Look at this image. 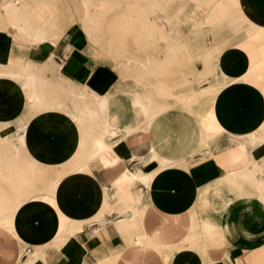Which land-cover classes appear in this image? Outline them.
I'll use <instances>...</instances> for the list:
<instances>
[{"label": "crops", "instance_id": "1", "mask_svg": "<svg viewBox=\"0 0 264 264\" xmlns=\"http://www.w3.org/2000/svg\"><path fill=\"white\" fill-rule=\"evenodd\" d=\"M239 5L264 28V0ZM99 34L79 25L57 42L0 36V63L20 75L0 76V92L8 90L0 93V123L18 129L36 191L0 221V264H19L25 246H34L27 255L39 253L35 264H264V139L251 136L264 131V74L184 110L145 89L162 81L144 69L139 49L137 62L97 60ZM221 65L239 79L250 61L234 49ZM24 74L41 83L27 91ZM51 180L61 181L56 196L45 191ZM2 189L12 210L14 192ZM77 194V207L66 206L63 197Z\"/></svg>", "mask_w": 264, "mask_h": 264}, {"label": "rangeland", "instance_id": "2", "mask_svg": "<svg viewBox=\"0 0 264 264\" xmlns=\"http://www.w3.org/2000/svg\"><path fill=\"white\" fill-rule=\"evenodd\" d=\"M31 1L32 3H39L48 0ZM70 1L71 0H68L67 2L70 3ZM104 1L107 0H93V21L97 26L96 29L94 28L90 30L95 32L97 31V33L100 32L98 35L97 45L92 44L97 60L104 62H111L110 60H114L115 62L123 61L126 63H129L133 60L134 62H137L138 52L136 49H139V52L145 55L143 61H141V64L144 63V69L149 71L150 74L154 73L157 75L160 73L159 79L162 81L160 83H146L145 89L153 90L156 88V90L160 92L161 96L164 97L171 95L172 98L174 97V99L171 98V100H173V105L175 106L182 107L181 102H179L181 99V94L183 92V94L189 93L191 89L192 91L194 90L197 92L200 90L202 91L203 89H210L211 85L215 82H217L220 88L222 87L226 89L236 84V81L250 79L252 74H264V59L262 56L264 53V47L262 46L264 44L261 43L264 42V39L257 41L249 40L247 38L246 31L250 29L249 23L252 22L249 18H247V21L238 28V33L240 35L238 34L232 44H230V47L233 50H241L244 52L247 58H249L250 67L248 72L243 77L239 79H235L231 76L229 77L222 65L216 60H211L210 57L207 58L206 54L198 56L194 53V48L198 44L197 40L200 36V33L202 32L205 34L204 39H206L209 46H215L216 44L213 40L214 35L217 37L220 36L223 40H227L228 36L233 35L230 29L219 30V28H216V25L212 24V22L220 20L221 17L226 14L235 16H239L241 14L245 15L242 11L237 12L236 9L228 11L207 10L205 7L199 10H193L190 6L196 0H108L109 3L107 5H109V7H107L105 12H99V4L103 3ZM232 1H234V4H236L235 0H231V2ZM48 2H50V0ZM146 7H148V9ZM135 11H144L145 15H153V12L155 11L159 15H162L160 20L163 22L162 24L165 23V29L161 31L159 28L144 27L146 23H150L152 20L159 18L152 19L127 17L133 15L135 16V13H132ZM65 15V20L62 22L61 27L62 36L64 35L63 33H66L73 26L81 25L87 32L90 31L86 29L82 18V13L77 6H72L71 12L66 13ZM204 16L206 17L203 18ZM126 21L128 24L125 23ZM129 22H132L133 25H131ZM66 26L68 27L66 28ZM185 26L191 28V31L188 33V35L183 34V28ZM225 31L231 33H226ZM137 32H144V35L138 36V34H136ZM153 32H160V35L153 36ZM1 35H8L18 40L34 44L20 35V33L15 29L14 25L8 21L4 9L0 6V36ZM140 37L143 38L144 42L139 43L137 41V39ZM154 37L155 40L153 39ZM125 43L130 45V47L135 48V50L128 47V45ZM225 45L227 44H224V46ZM23 46H26V44H23ZM260 46V50H254ZM107 48H109L111 55L107 51ZM153 49L156 50L155 56L161 58L162 62H160V64L156 61H153L152 59V55H154ZM229 49L230 48L223 49L224 53L229 51ZM168 63L173 65L171 67L164 66V64ZM208 63L211 65V69H213L212 74L207 76L206 78L208 79L203 81V83L200 81L198 82L201 74L200 71L205 69ZM3 69L4 66H2L0 63V70L2 71ZM154 69H157V71L155 72ZM170 75H172V77H170ZM224 75H227V77H223ZM168 78L174 79L175 83L172 82L170 84L168 82H163L164 80H168ZM6 87H4L2 92L8 95V90L5 89ZM162 87L163 89H167L169 93H163L161 91ZM173 87L176 89L175 93ZM179 96L180 98H178ZM77 119L80 121L79 117H77ZM17 133L18 129H16L15 125H10L9 123H0V137L10 136L7 138V140L5 139L3 142L0 141V158H3L13 152V145L17 144V147L23 148L22 138L20 136L18 137ZM16 139L19 140L17 141ZM23 156H25L24 152L20 158H22L21 160L23 161V164H25L26 160ZM2 187H5L7 195H11V192H13L11 187H9L5 181L3 182L1 180L0 189H2ZM82 197H84L82 194H77L65 195L63 198L66 202V206H69V204L74 201L77 207V202ZM82 208L83 207H80V209ZM197 248L203 254L201 243L197 246ZM28 249L34 250V246H25L21 249V258L19 264L24 263L27 260L26 250ZM46 251L47 253H51L52 249L46 248Z\"/></svg>", "mask_w": 264, "mask_h": 264}, {"label": "bare ground", "instance_id": "3", "mask_svg": "<svg viewBox=\"0 0 264 264\" xmlns=\"http://www.w3.org/2000/svg\"><path fill=\"white\" fill-rule=\"evenodd\" d=\"M48 1H43V2H39V3H32L31 0H12V1L11 0H5V1L0 0V6L4 9V11L7 15L8 21L12 25H14L15 29L20 33V35H22L28 41L33 42L34 44H41V43L47 42V41L57 42L62 37V28L61 27H62V22H64V20H65V16H66L65 14L70 13L72 6H74V5L77 6L79 8L80 12L82 13L83 22L85 24L86 29L87 30L94 29V28L96 29L97 25L93 21V0H71L70 3L67 2L68 0H50V2H48ZM235 1H236V4H234V1L231 2V0H196V1H194V3L190 7L193 10H199V9H202L205 7V9L207 8V10H219V11L225 10V11H228V10H235L236 9V11L239 12V11H241L240 5H239L240 0H235ZM108 3L109 2L107 0V1H104L103 3L99 4V7H100V8H98L99 12H105L107 7H109V5H107ZM146 8L148 9V7H146ZM246 21H247V17L245 15L241 14L239 16H235V15L226 14V15L222 16L220 20L212 22V24L216 25V28H219V30L220 29H222V30H226V29L229 30L230 29L232 31L233 35L228 36L227 40H223L220 36L217 37L214 35L213 40L215 41L216 44H215V46H209L207 44L206 39H204L205 34L203 32L200 33V36L197 40L198 44L194 48L195 55L202 56V55L206 54L207 58L210 57L211 60H216L219 64H222V59H223L224 55L233 50L230 47V44H232L234 39L239 34L238 28L241 27ZM125 23H127V21ZM129 23L131 25H133L132 22H129ZM162 23L163 22L159 18V19L152 20L150 23H146L144 25V27L145 28L146 27H148V28H159L162 31L165 29L164 28L165 23L164 24H162ZM249 24H250V29H248L246 31L247 32L246 33L247 38L249 40H257V41L264 39V28L257 26L253 22H251ZM67 27L68 26H66V28ZM213 33H216V32H213ZM63 34H65V33H63ZM224 44H227V45L224 46ZM225 48H230V49H229V51L224 53L223 49H225ZM262 56L264 59V53ZM258 66H261V65H258ZM25 69H28V68H25ZM154 70H155V72L157 71V69H154ZM27 72H29V71H27ZM200 72H201V74H200V77L198 79V82L200 81L203 83V81H206L208 79L206 77L212 74L213 69H211V65L208 63L206 68L202 69ZM21 74H23V72ZM0 76H9L8 78H11L13 76L18 77L20 75L19 74L17 75L16 73H13L11 71H7V70L3 69L2 71L0 70ZM32 76H33V74L31 75V77ZM25 77H26V74L21 75L22 81H24ZM223 77H227V75H224ZM29 79H32V78H29ZM33 79L35 80V78H33ZM26 80L27 79H25V81ZM34 80H32L33 82L30 81L28 83H26L25 81L23 82L24 86H26L25 89L27 91L30 90V89H27V86L30 87L31 83L32 84L37 83L38 81L36 82V80H39V79H36L35 82H34ZM27 81H29V80H27ZM44 81L46 82V79ZM39 82L41 83V81H39ZM45 82H44V84H45ZM38 83L36 84V87H37V85L39 86ZM42 86H43V84H42ZM33 89L36 90L35 84H34ZM203 90L202 91L200 90L197 92L194 90L192 91V89H191V91L189 93H186V94H183L184 93L183 92L181 94V99L179 101V102H181L182 109L183 108H184V110L189 109L191 111L199 105L200 101L205 96L221 94L225 89L222 87L220 88V86H218L217 82H215L211 85L210 89H205L204 91ZM31 91L34 92V90H32V89H31ZM161 91L165 94L169 93V91L167 89H163V87H162ZM37 94L34 95V97L36 96V98H37ZM175 95H177V94H175ZM168 97H171V95H169ZM31 98H33V97H30V99ZM178 98H180V96ZM178 98H176V99H178ZM35 101H37V100H35ZM35 105H37V104H35ZM35 105H34V107H35ZM29 107H31V106H29ZM41 108H42V106H41ZM159 112H162V111L159 110L157 113H159ZM150 117L148 118L149 121H151L154 116L153 117L150 116ZM79 119H80V121H82L81 117H79ZM251 136H253V138L257 139V140H259L261 138L264 139V131L262 133H260V132L259 133L256 132L253 134L251 133ZM262 139L260 140L261 142H262ZM260 141H258V142H260ZM11 145H12V143H11ZM16 145H13V152H11V153L9 152L10 154H8L7 156L0 158L1 180L3 182L5 181V183L7 185H9V187H11V189L13 190L14 195L11 197L10 202H13L15 204L12 210L6 209L4 206L7 205V200H6L5 194H3L4 192L2 191V189H0V221H5L8 218L13 219L15 212L20 207V205L23 204L22 202L30 195V193H35L34 191L30 192L31 191L30 190L31 189V187H30L31 180H28V177H29V175L27 173L28 168L26 167L29 164L27 162L25 164H23V161L21 160L22 158H20V156L24 152V148L17 147ZM108 145L109 144L107 143V146ZM113 150H114V148H113ZM94 153H93V155H94ZM23 157H25V156H23ZM77 159H78V157H77ZM91 160H92V158H91ZM74 161H75V159H74ZM68 162H72V161H68ZM87 163H89V162H87ZM69 164H71V163H69ZM80 167H82V166H80ZM76 168H79V167H76ZM74 169H71V170L73 171ZM4 172H6V173H4ZM61 175H63V174H61ZM68 175H66V176H68ZM42 176H43V173H42ZM62 177H64V176H62ZM60 179L58 178L57 180H60ZM52 181L53 180L50 181V185L48 184L49 186L47 185V189H45V191L50 192L51 194L53 193V195H55V194H57L58 185H60L61 181L51 183ZM35 187H36V185H35ZM42 191H39V192L42 193ZM70 224H72V223H70ZM68 227H69V225H68ZM80 228H81V226L78 227V229H80ZM7 229H9V228H7ZM11 229L14 230L13 227ZM66 229H68V228L66 227ZM76 230H77V228L75 229V231ZM28 258L29 259H27V261H25L22 264H35L39 258V253L31 254V255H29Z\"/></svg>", "mask_w": 264, "mask_h": 264}]
</instances>
